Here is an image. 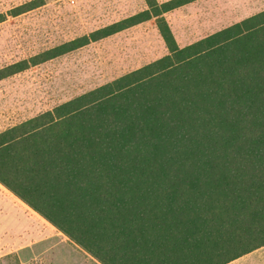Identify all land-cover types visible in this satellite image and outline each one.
Returning <instances> with one entry per match:
<instances>
[{
    "label": "trees",
    "instance_id": "1",
    "mask_svg": "<svg viewBox=\"0 0 264 264\" xmlns=\"http://www.w3.org/2000/svg\"><path fill=\"white\" fill-rule=\"evenodd\" d=\"M144 1L0 69L2 81L151 20L168 48L0 132V184L100 264H228L264 246V10L179 47L165 15L198 0Z\"/></svg>",
    "mask_w": 264,
    "mask_h": 264
},
{
    "label": "rangeland",
    "instance_id": "2",
    "mask_svg": "<svg viewBox=\"0 0 264 264\" xmlns=\"http://www.w3.org/2000/svg\"><path fill=\"white\" fill-rule=\"evenodd\" d=\"M0 0V69L146 9L144 0ZM164 2L167 0H158ZM264 10V0H198L165 15L186 47ZM168 54L156 20L0 81V132ZM0 264H100L0 184Z\"/></svg>",
    "mask_w": 264,
    "mask_h": 264
},
{
    "label": "crops",
    "instance_id": "3",
    "mask_svg": "<svg viewBox=\"0 0 264 264\" xmlns=\"http://www.w3.org/2000/svg\"><path fill=\"white\" fill-rule=\"evenodd\" d=\"M228 264H264V246Z\"/></svg>",
    "mask_w": 264,
    "mask_h": 264
},
{
    "label": "built area",
    "instance_id": "4",
    "mask_svg": "<svg viewBox=\"0 0 264 264\" xmlns=\"http://www.w3.org/2000/svg\"><path fill=\"white\" fill-rule=\"evenodd\" d=\"M75 2V0H72V3H74Z\"/></svg>",
    "mask_w": 264,
    "mask_h": 264
}]
</instances>
